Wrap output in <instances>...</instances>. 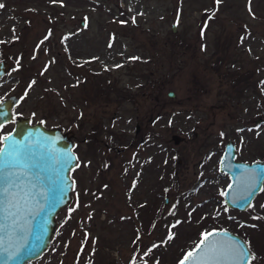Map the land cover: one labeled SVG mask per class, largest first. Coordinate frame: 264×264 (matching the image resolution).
<instances>
[{
  "label": "rangeland",
  "instance_id": "obj_1",
  "mask_svg": "<svg viewBox=\"0 0 264 264\" xmlns=\"http://www.w3.org/2000/svg\"><path fill=\"white\" fill-rule=\"evenodd\" d=\"M0 5V99L73 132L79 165L50 245L27 264H176L213 229L264 264V183L232 208L218 168L227 139L237 159H264V0Z\"/></svg>",
  "mask_w": 264,
  "mask_h": 264
},
{
  "label": "water",
  "instance_id": "obj_2",
  "mask_svg": "<svg viewBox=\"0 0 264 264\" xmlns=\"http://www.w3.org/2000/svg\"><path fill=\"white\" fill-rule=\"evenodd\" d=\"M172 28L175 29L174 23ZM8 68V62L0 60V79ZM18 101L19 97L14 94L0 99V126L12 120L13 107ZM260 120L261 117L257 119ZM74 144L72 132L64 130L61 125L47 126L42 121L32 123L27 116H18L12 129L2 137L0 148L6 151L0 156V189L11 180L9 191L15 194V198L9 196L5 200L0 192V200H5L0 203V225H3L0 264H27L39 258L50 245L57 226L56 216L72 199L71 171L78 164ZM235 147L232 139L226 140L218 168L229 175L224 202L229 207L245 210L262 189L264 159H237ZM10 171L16 175L5 176ZM248 192L252 193L251 196L246 195ZM241 196H245L249 203L241 200ZM216 230H226L227 237H211L198 248L201 236L187 251H194L195 259L186 264H241L236 259L238 250L234 242L246 241L228 229Z\"/></svg>",
  "mask_w": 264,
  "mask_h": 264
},
{
  "label": "snow or ice",
  "instance_id": "obj_3",
  "mask_svg": "<svg viewBox=\"0 0 264 264\" xmlns=\"http://www.w3.org/2000/svg\"><path fill=\"white\" fill-rule=\"evenodd\" d=\"M217 3H219V0H217ZM0 7H3V5H0ZM7 138L8 137H5V139H7ZM15 143L16 142L13 141V145H15ZM5 151H6V149L0 148V156H2L5 153ZM70 160H71V157L69 156L68 161L70 162ZM77 166H79V165H77ZM14 175H16V173L14 171H10V172L5 173V176H7V177H12ZM12 183L13 182L11 180H9L7 183V186H5L3 189H0V192H2L4 194L5 200L9 196L13 197V199L15 198V194L11 193L9 191V189L12 187ZM74 183L75 182L73 181V184ZM229 187H231V185H229ZM262 190H264V189H262ZM222 194L227 195V193H222ZM251 194H252L251 192H248L246 195L251 196ZM240 199L244 200L245 203H249L246 200L245 196H241ZM5 200H0V203H4ZM0 231H3V225H0ZM217 235L227 237L228 234H227L226 230H216V229H214L212 231L204 232L201 234L202 238H201L199 245L197 247L199 248L200 246L205 245L207 242H209L211 237H214ZM234 244H235L236 249L238 250V256L236 257V259L238 261H240L241 264H252V261L255 259V254L251 253L250 248L247 246V243L246 242H234ZM194 259H195L194 251H189L184 255L183 259L180 260L179 264H186V262H188L189 260H194Z\"/></svg>",
  "mask_w": 264,
  "mask_h": 264
},
{
  "label": "flooded vegetation",
  "instance_id": "obj_4",
  "mask_svg": "<svg viewBox=\"0 0 264 264\" xmlns=\"http://www.w3.org/2000/svg\"><path fill=\"white\" fill-rule=\"evenodd\" d=\"M18 116H24V115H21V114H17V115H15V114H14V111H13V117H14V120L12 121V123L15 122V120L17 119ZM27 117H29V116H27ZM29 118H30V117H29ZM30 122L33 123V122H36V121H32L31 118H30ZM9 123H11V122H9ZM13 125H14V124H13ZM0 127H1V126H0ZM9 131H10V130H9ZM72 134H73V132H72ZM3 136H4V135H3ZM3 136H2V137H3ZM73 138H74V140H75V144H76V138H75L74 134H73ZM1 143H2V138H1ZM75 144H74V146H75ZM235 146H236V145H235ZM235 151H236V147H235ZM263 183H264V182H263ZM254 198H255V197H254Z\"/></svg>",
  "mask_w": 264,
  "mask_h": 264
}]
</instances>
